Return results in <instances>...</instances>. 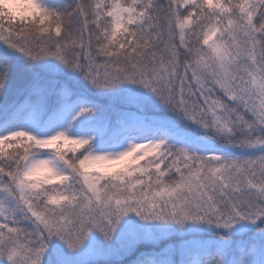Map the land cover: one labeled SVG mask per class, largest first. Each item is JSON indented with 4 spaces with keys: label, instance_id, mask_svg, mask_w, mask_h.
I'll use <instances>...</instances> for the list:
<instances>
[{
    "label": "snow or ice",
    "instance_id": "obj_1",
    "mask_svg": "<svg viewBox=\"0 0 264 264\" xmlns=\"http://www.w3.org/2000/svg\"><path fill=\"white\" fill-rule=\"evenodd\" d=\"M0 264H264V0H0Z\"/></svg>",
    "mask_w": 264,
    "mask_h": 264
}]
</instances>
